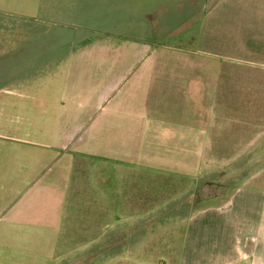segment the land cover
<instances>
[{
    "label": "rangeland",
    "instance_id": "1",
    "mask_svg": "<svg viewBox=\"0 0 264 264\" xmlns=\"http://www.w3.org/2000/svg\"><path fill=\"white\" fill-rule=\"evenodd\" d=\"M1 87L0 264H200L198 211L264 196V0H0ZM156 106L206 126L205 162L103 158Z\"/></svg>",
    "mask_w": 264,
    "mask_h": 264
},
{
    "label": "crops",
    "instance_id": "2",
    "mask_svg": "<svg viewBox=\"0 0 264 264\" xmlns=\"http://www.w3.org/2000/svg\"><path fill=\"white\" fill-rule=\"evenodd\" d=\"M1 89L11 91L10 88L6 87H1ZM152 111L156 120L147 126L140 125L137 127L141 143L139 142L135 150L134 160L126 158V155L122 154H112L103 156V158L109 161L110 164L113 163L112 165L119 170L128 168L125 162L152 163L156 156L150 154L151 151H148L146 145L155 143L164 147L170 145L177 147V153L174 157H171L176 166L179 165L184 168L185 162H200L201 160L205 162L207 160L205 153L209 132L206 126L196 122H191V124L190 122L185 124L173 123L167 120L166 113L163 112L165 110L157 106ZM191 147L194 148L191 149ZM201 147L204 151L203 154L199 152ZM166 158L168 159H161L160 161L171 163L169 162V156H166ZM216 160L221 161L223 158ZM57 182H52L51 187H37L38 190L34 192L45 190L54 195L55 198L52 202L57 200L54 204H57L56 208L60 209L64 198V190L63 184L61 187L58 184L59 188L57 189L53 188V185L56 186ZM245 187L237 186L233 188L220 203L204 207L198 211V234L199 241L203 246L200 251V264H264V230L262 228L264 196H261L262 194L254 188ZM129 207H131V204ZM121 236L118 240L132 239L137 243L141 239L132 238V236L130 238Z\"/></svg>",
    "mask_w": 264,
    "mask_h": 264
}]
</instances>
